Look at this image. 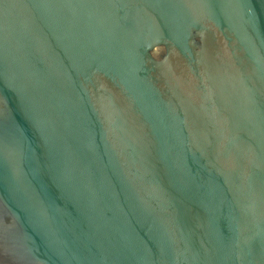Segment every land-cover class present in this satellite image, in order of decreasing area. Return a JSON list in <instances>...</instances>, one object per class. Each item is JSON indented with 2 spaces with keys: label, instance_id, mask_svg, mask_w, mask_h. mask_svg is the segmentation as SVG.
Segmentation results:
<instances>
[{
  "label": "water",
  "instance_id": "95a60500",
  "mask_svg": "<svg viewBox=\"0 0 264 264\" xmlns=\"http://www.w3.org/2000/svg\"><path fill=\"white\" fill-rule=\"evenodd\" d=\"M0 264H264V0H0Z\"/></svg>",
  "mask_w": 264,
  "mask_h": 264
}]
</instances>
